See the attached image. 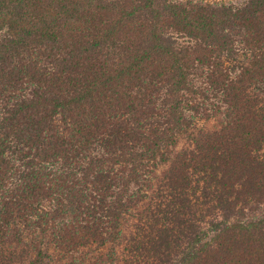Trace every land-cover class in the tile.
Instances as JSON below:
<instances>
[{"label": "trees", "instance_id": "obj_1", "mask_svg": "<svg viewBox=\"0 0 264 264\" xmlns=\"http://www.w3.org/2000/svg\"><path fill=\"white\" fill-rule=\"evenodd\" d=\"M0 264H264V0H0Z\"/></svg>", "mask_w": 264, "mask_h": 264}, {"label": "rangeland", "instance_id": "obj_2", "mask_svg": "<svg viewBox=\"0 0 264 264\" xmlns=\"http://www.w3.org/2000/svg\"><path fill=\"white\" fill-rule=\"evenodd\" d=\"M215 123H217V121H216V120H213V121H211L210 123H207L206 126L209 127V126L214 125ZM183 146H184V141H181L180 146H179V149H180L181 147H183ZM164 168H165V167L161 168L160 171H161L162 169H164ZM160 171L158 172V175H160V174H159Z\"/></svg>", "mask_w": 264, "mask_h": 264}]
</instances>
